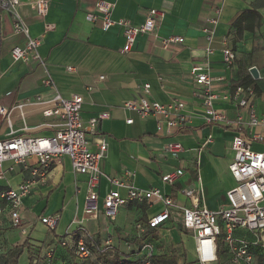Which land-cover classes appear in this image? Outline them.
Segmentation results:
<instances>
[{"label":"crops","instance_id":"0c3cea01","mask_svg":"<svg viewBox=\"0 0 264 264\" xmlns=\"http://www.w3.org/2000/svg\"><path fill=\"white\" fill-rule=\"evenodd\" d=\"M33 1L20 0L18 10L30 35L41 39L38 53L45 64L12 60L10 51L23 47L25 38L13 33L10 15L2 12L0 106L10 108L28 98H50L52 91L42 83L46 71L64 98L82 97L80 119L84 125L100 113L109 114V118L100 121L96 133L88 134L91 152H98L99 140L107 145L99 163L103 174L97 187L100 211L95 218H85L87 176L76 174L68 157H60L53 160L44 177L35 178L30 193L21 199L22 226L12 228L6 212L0 217V244L12 247L28 238L29 248L55 246L56 264H63L68 257L58 248V241L67 232L82 227L93 236L97 247L109 245L104 254L109 258L116 256L121 262L137 259L141 245L147 242L158 256L167 254L172 246L183 256L182 264H198L193 237L183 229L179 212L171 210L168 219L151 228L148 221L163 212L162 203L128 202L110 220L102 214L103 198L110 191L126 197V189H117L108 180L117 178L143 190L158 188L187 208L193 205L184 192L201 188L200 206L211 211L227 207L226 192L235 186L228 166L233 160L231 144L237 132L233 127L204 121L190 69L195 63L207 68L213 79L211 92L217 97L213 107L228 119L237 114L246 117V109L238 108L231 97L237 86L252 87L251 102L257 116L264 120V0H103L114 5L112 19H125L134 25L143 24L150 9L162 13L156 36L138 34L127 53L121 52L124 38L118 26L103 31L100 20L86 19L94 13L97 0H49L45 17L35 15L30 8ZM208 18H215V25H209ZM46 25L51 29L45 31ZM206 27L213 31L210 44L202 32ZM173 36L181 37L182 43L163 49L160 39ZM208 46L213 52L207 56ZM225 49L235 55L230 65L223 61ZM68 67L72 70L68 71ZM251 68L256 69V78L250 74ZM145 83L150 86V100L184 104L188 118L184 127L167 133L164 126L157 125L156 117L141 119L123 108L125 101L142 95L141 86ZM12 118L15 136L50 137L57 130V121L43 117L39 107L26 108L25 124L17 112ZM127 119L132 123L126 124ZM7 133L8 128L0 121V140ZM253 133L263 140H252L249 134ZM209 136L211 141L206 144ZM242 137L252 151H264V124L247 133L243 131ZM175 143L181 145V150L173 157L165 152V147ZM27 164L4 162L0 191L14 189L30 179L36 159L29 158ZM175 171L180 175L173 184L161 182V176ZM53 215L59 218L55 229L49 231L39 219ZM235 235L251 238L243 230H237ZM98 257L92 250L90 257L74 259L73 263L99 264Z\"/></svg>","mask_w":264,"mask_h":264},{"label":"built area","instance_id":"2783aa9c","mask_svg":"<svg viewBox=\"0 0 264 264\" xmlns=\"http://www.w3.org/2000/svg\"><path fill=\"white\" fill-rule=\"evenodd\" d=\"M113 4L103 0H97L93 14L87 15L88 21L100 20L101 29L107 31L113 26L121 29L124 46L122 53H127L132 48L138 34L156 36L158 21L162 13L156 9H150L146 20L141 25H134L125 19L114 20L111 18ZM20 0H0V14L5 12L10 15L13 33L22 35L25 38L23 47H14L10 56L14 62L39 61L45 64L38 53L41 44L39 37L30 35L28 26L19 13ZM30 8L38 17H45L49 10V0H34ZM217 13V11H216ZM209 25H215V18H208ZM51 29L45 26V31ZM204 38L210 44L213 31L209 28L202 29ZM181 37H169L160 39V45L167 49L170 45H180ZM209 46L206 48V55L212 54ZM235 55L229 49L223 51L225 65L233 63ZM68 71L72 70L70 67ZM190 73L194 79L197 89L196 95L201 99L204 112V121L207 124H216L222 127H233L237 135L232 140L233 160L228 166L229 173L235 181V186L226 192L228 201L227 207L211 211L199 204V193L201 188L189 189L184 193L191 199L192 207H182L173 201L172 198L164 195L160 189H139L133 185L126 184L117 178H109V182L115 188L126 189V197L119 196L117 191H110L103 198L102 214L112 220L117 209L128 202H159L164 210L159 215L148 221L151 228L157 227L170 217L171 210L180 213L183 229L192 235L194 241L195 259L198 264H258L253 248H260L264 251V151L254 152L249 144L243 139L242 133L258 125H263L264 120L260 119L251 102L254 91L252 87L237 86L232 94V99L240 109H246V117L237 114L234 119H228L226 114L213 107L216 95L211 92L213 79L209 76L207 68L199 63L191 66ZM43 85L52 91L48 99L34 97L17 102L10 108L0 106V121H3L8 128L7 137L0 140V179L3 177V163L11 162L27 166L29 158L36 159V166L32 169L31 178L25 180L14 189L0 191V217L6 212L12 228L22 226L19 209L21 199L30 193L35 184L36 177H44L50 168L53 160L60 157H68L71 167L76 174L87 176V189L85 194L83 215L85 218H95L100 211L97 205V187L99 179L103 176L99 168L100 160L104 157L107 145L103 140L98 141L99 150L96 153L90 151L91 140L88 134H94L101 120L109 118L108 113H100L87 121L84 125L80 119L82 97L73 95L64 98L52 83V79L45 71L42 80ZM150 86L145 83L141 86L142 95L136 99L125 101L123 108L135 112L141 119L148 116L157 118V125L164 126L167 133L173 128L184 127L188 123L187 115L184 112V104L181 101H172L169 104H162L148 98ZM222 99H228L223 96ZM30 107H39L43 117H52L57 121V130L50 137H26L15 136L12 130V116L14 112L25 124V110ZM132 120L127 119L126 124ZM26 130V127L23 128ZM252 140L262 141L263 138L257 134H249ZM211 141L209 136L205 143ZM181 150L179 143L169 144L165 152L176 156ZM180 172L175 171L161 176V182L173 184L179 177ZM59 216L53 215L42 217L39 221L49 231L56 227ZM138 230L142 231L140 226ZM237 230L246 231L250 239L237 237ZM221 240L226 247L227 257L224 263L219 260L217 240ZM58 245L72 251L78 259H85L91 256L94 249L97 253H103L109 245L97 247L93 236L84 228L78 227L73 232H67ZM56 247H34L29 248L30 252L38 255L35 263L41 259L50 260L53 258ZM3 250L0 244V252ZM154 249L150 243H143L139 249L138 258L132 264H153Z\"/></svg>","mask_w":264,"mask_h":264},{"label":"trees","instance_id":"16d2710c","mask_svg":"<svg viewBox=\"0 0 264 264\" xmlns=\"http://www.w3.org/2000/svg\"><path fill=\"white\" fill-rule=\"evenodd\" d=\"M29 242L28 238L21 244L16 245L12 247H3V250L0 252V264H19V258L22 256L24 250L26 249L28 251V263L27 264H56V260H58V254L56 253L57 248L55 249L53 258L50 260L41 259L40 261L35 263V260L37 259L38 255H35L30 252L29 250ZM58 248H61L64 252V255H66L67 261L63 264H74V259H78L74 253L67 248H62L58 245ZM36 247V246H34ZM39 247V246H38ZM217 247L219 252V260L221 263H224L226 261L227 257V251L226 247L223 244L221 240H217ZM41 248V247H40ZM94 250V249H92ZM97 253V252H96ZM252 253L255 255L258 264H264V251L260 248H253ZM99 264H132L133 261L130 263L121 262L118 257L114 256L113 258H109L106 254L103 253H97ZM153 264L155 263V259L153 256Z\"/></svg>","mask_w":264,"mask_h":264},{"label":"rangeland","instance_id":"374dc122","mask_svg":"<svg viewBox=\"0 0 264 264\" xmlns=\"http://www.w3.org/2000/svg\"><path fill=\"white\" fill-rule=\"evenodd\" d=\"M36 246H39V245H36ZM169 249H167V254L160 255V256L155 254V249H154V259H155L156 264H182L183 256L178 251H176V249L173 248L172 246ZM27 257H28L27 251L25 249L23 252V255L21 256L20 264H27L28 263ZM183 264H186V263H183Z\"/></svg>","mask_w":264,"mask_h":264},{"label":"water","instance_id":"95a60500","mask_svg":"<svg viewBox=\"0 0 264 264\" xmlns=\"http://www.w3.org/2000/svg\"><path fill=\"white\" fill-rule=\"evenodd\" d=\"M250 74H251L254 78H256V77H257V71H256V69L251 68V69H250Z\"/></svg>","mask_w":264,"mask_h":264}]
</instances>
